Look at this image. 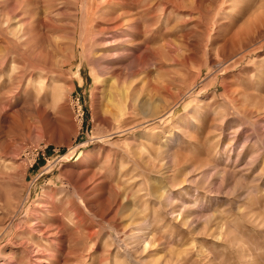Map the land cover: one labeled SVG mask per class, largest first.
Wrapping results in <instances>:
<instances>
[{
	"label": "rangeland",
	"instance_id": "obj_1",
	"mask_svg": "<svg viewBox=\"0 0 264 264\" xmlns=\"http://www.w3.org/2000/svg\"><path fill=\"white\" fill-rule=\"evenodd\" d=\"M0 264H264V0H0Z\"/></svg>",
	"mask_w": 264,
	"mask_h": 264
},
{
	"label": "bare ground",
	"instance_id": "obj_2",
	"mask_svg": "<svg viewBox=\"0 0 264 264\" xmlns=\"http://www.w3.org/2000/svg\"><path fill=\"white\" fill-rule=\"evenodd\" d=\"M209 61V60H208ZM142 241V240H141Z\"/></svg>",
	"mask_w": 264,
	"mask_h": 264
}]
</instances>
